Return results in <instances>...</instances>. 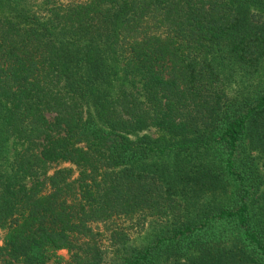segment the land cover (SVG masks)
<instances>
[{"label":"trees","instance_id":"obj_1","mask_svg":"<svg viewBox=\"0 0 264 264\" xmlns=\"http://www.w3.org/2000/svg\"><path fill=\"white\" fill-rule=\"evenodd\" d=\"M0 264H264V0H0Z\"/></svg>","mask_w":264,"mask_h":264},{"label":"rangeland","instance_id":"obj_2","mask_svg":"<svg viewBox=\"0 0 264 264\" xmlns=\"http://www.w3.org/2000/svg\"><path fill=\"white\" fill-rule=\"evenodd\" d=\"M158 222L156 220H150L146 223L143 229L136 235L132 240V243L135 244L133 246H142L149 242V240L153 237L154 231L157 227ZM63 258H67L66 250L62 249L58 252Z\"/></svg>","mask_w":264,"mask_h":264}]
</instances>
